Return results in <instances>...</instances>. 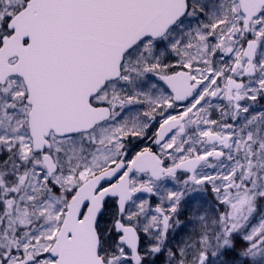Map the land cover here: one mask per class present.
<instances>
[{
    "label": "snow or ice",
    "instance_id": "1",
    "mask_svg": "<svg viewBox=\"0 0 264 264\" xmlns=\"http://www.w3.org/2000/svg\"><path fill=\"white\" fill-rule=\"evenodd\" d=\"M0 264H264V0H0Z\"/></svg>",
    "mask_w": 264,
    "mask_h": 264
}]
</instances>
